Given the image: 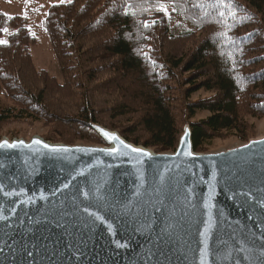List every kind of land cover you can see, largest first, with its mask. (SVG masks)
Listing matches in <instances>:
<instances>
[{
    "label": "trees",
    "instance_id": "1",
    "mask_svg": "<svg viewBox=\"0 0 264 264\" xmlns=\"http://www.w3.org/2000/svg\"><path fill=\"white\" fill-rule=\"evenodd\" d=\"M42 28L62 81L34 64L28 19L0 14V139L25 124L54 144L104 146L95 124L166 154L189 126L206 154L247 143L249 118L264 119V0H72Z\"/></svg>",
    "mask_w": 264,
    "mask_h": 264
},
{
    "label": "water",
    "instance_id": "2",
    "mask_svg": "<svg viewBox=\"0 0 264 264\" xmlns=\"http://www.w3.org/2000/svg\"><path fill=\"white\" fill-rule=\"evenodd\" d=\"M91 127L104 146L0 139V264H264V136L157 154Z\"/></svg>",
    "mask_w": 264,
    "mask_h": 264
},
{
    "label": "rangeland",
    "instance_id": "3",
    "mask_svg": "<svg viewBox=\"0 0 264 264\" xmlns=\"http://www.w3.org/2000/svg\"><path fill=\"white\" fill-rule=\"evenodd\" d=\"M71 1L72 0H63V2H61V0H0V14L5 16H24L28 19L30 30L34 35L33 37L36 39V45L31 49L34 64L38 69L45 70L58 81H62V77L60 75L49 40L43 31L42 21L47 14V10L52 5L69 3ZM209 95H211V93L199 92L195 94L193 98L196 99L197 97H205ZM0 99H2V97H0ZM208 115V113H199L197 114L196 119H203ZM249 122L255 126L254 138L263 137L264 119L254 120L249 118ZM7 132L8 134H5ZM44 132L45 130L39 125L31 127L25 124H12L4 128L2 137H6L8 139H24L29 141L34 136L42 137ZM12 134L15 135V137H12ZM243 144L245 143H240L233 138L215 140L213 142V148L211 149V152L206 154L227 151ZM78 145L92 146L82 143Z\"/></svg>",
    "mask_w": 264,
    "mask_h": 264
},
{
    "label": "snow or ice",
    "instance_id": "4",
    "mask_svg": "<svg viewBox=\"0 0 264 264\" xmlns=\"http://www.w3.org/2000/svg\"><path fill=\"white\" fill-rule=\"evenodd\" d=\"M61 2H63V0H61ZM161 10L162 11H166V9H164L163 7H161ZM147 26V25H146ZM0 43H5L4 41H0ZM104 135L105 136H107L108 134L107 133H104ZM110 139H114V137H109ZM35 143H37V144H39V143H41L39 140H37V141H35ZM11 146H14V145H11ZM45 147H48L47 145H45ZM113 151H115V150H113ZM132 151H134V152H138V151H140L139 149H132ZM145 155H147V154H145Z\"/></svg>",
    "mask_w": 264,
    "mask_h": 264
}]
</instances>
